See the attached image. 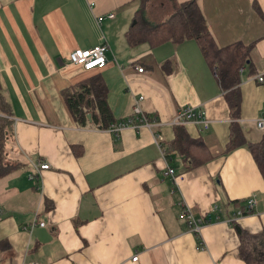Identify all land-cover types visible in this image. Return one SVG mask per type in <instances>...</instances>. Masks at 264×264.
Here are the masks:
<instances>
[{"label":"crops","instance_id":"obj_1","mask_svg":"<svg viewBox=\"0 0 264 264\" xmlns=\"http://www.w3.org/2000/svg\"><path fill=\"white\" fill-rule=\"evenodd\" d=\"M187 1L0 0V101L11 121L0 149V264H243L234 225L264 235V180L245 146L223 155L232 123L248 143L264 132L255 126L264 117V0H195L215 46L251 47L236 120L193 40H125L137 11L160 23ZM104 42L103 69L69 63ZM91 75L105 86L110 127L131 117L139 96L152 123L117 133L76 125L60 92ZM183 107L209 121L181 126L201 149L190 150L202 162L192 169L188 155L170 161L159 151ZM40 163L49 169L37 175ZM249 197L252 214L236 216ZM181 205L202 221L197 235Z\"/></svg>","mask_w":264,"mask_h":264},{"label":"trees","instance_id":"obj_2","mask_svg":"<svg viewBox=\"0 0 264 264\" xmlns=\"http://www.w3.org/2000/svg\"><path fill=\"white\" fill-rule=\"evenodd\" d=\"M142 12L143 10H139L135 13L133 22L124 35L126 42L129 45L145 43L153 47L166 42L177 44L184 40H193L224 93L229 116L232 120H236L239 111V71L248 60L251 47H244L239 43L222 48L215 46L195 0L172 3V13L160 23L150 22ZM105 95V86L97 75H91L60 92L61 99L76 125L80 127L88 125L102 130L107 129L114 122L111 120ZM2 105L0 101V111L5 114L0 117V149L1 142L5 138V129L11 123L5 118L9 115L5 106ZM175 129V138L171 142H159L164 158L171 161L173 156L186 154L188 156L185 161L188 163V169L201 164L202 162L190 153L192 149L201 151L198 142L190 140L181 126ZM241 146L247 148L264 180V132L257 143H248L243 139L238 125L232 123L223 155ZM180 172L181 170L177 171V174ZM3 173L4 171L0 168V176ZM235 206H239V203H235ZM234 231L238 241L237 257L243 264H264V235L249 234L236 225H234Z\"/></svg>","mask_w":264,"mask_h":264},{"label":"built area","instance_id":"obj_3","mask_svg":"<svg viewBox=\"0 0 264 264\" xmlns=\"http://www.w3.org/2000/svg\"><path fill=\"white\" fill-rule=\"evenodd\" d=\"M112 15H108L107 18H111ZM108 51V46L106 43H102L100 45H96L93 47H90L88 49L83 50H75L69 55V63L74 66L81 67L84 71H90V70H101L104 68L106 64V58L105 54ZM137 73H141V68H136ZM259 82L261 81L260 78L257 79ZM142 97H134L132 101V108H131V117L127 118L123 123L118 124L115 127H110L109 131L113 133H117L123 128H141V127H148L152 122H149V120L145 117L143 114L141 108H140V102L142 101ZM0 117H3L0 115ZM6 119H9V116L5 117ZM200 124L202 128H206L209 124V121H207L204 118V115L202 113L195 114L193 109L190 107H183L180 108L173 119L170 121V125L173 126H184L187 124ZM255 126L257 129L262 130L264 126V117L258 119L255 122ZM159 151L161 154V157H164L163 152L159 146ZM36 174L39 175L41 171H46L49 169V166L47 163H40L37 164L35 167ZM165 175L169 176L174 181V171L167 167L165 171ZM30 179H33V177H29ZM183 206V205H181ZM255 207V201L252 197L247 198L244 201L242 209L238 210L235 215L240 216H248L251 215L253 212V209ZM184 209H182V212L180 214V217L184 219L188 230L197 235L199 232L200 227L202 226V221L200 219H196L192 216V214L189 212L187 208L183 206ZM42 223L39 224L40 227H42ZM136 256H132L130 260L134 262L136 260Z\"/></svg>","mask_w":264,"mask_h":264},{"label":"water","instance_id":"obj_4","mask_svg":"<svg viewBox=\"0 0 264 264\" xmlns=\"http://www.w3.org/2000/svg\"><path fill=\"white\" fill-rule=\"evenodd\" d=\"M87 119L89 120V115H87Z\"/></svg>","mask_w":264,"mask_h":264},{"label":"rangeland","instance_id":"obj_5","mask_svg":"<svg viewBox=\"0 0 264 264\" xmlns=\"http://www.w3.org/2000/svg\"><path fill=\"white\" fill-rule=\"evenodd\" d=\"M1 115V114H0Z\"/></svg>","mask_w":264,"mask_h":264}]
</instances>
